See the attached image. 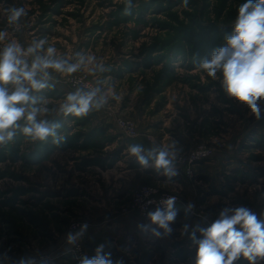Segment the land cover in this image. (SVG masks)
Masks as SVG:
<instances>
[{
  "label": "rangeland",
  "instance_id": "1",
  "mask_svg": "<svg viewBox=\"0 0 264 264\" xmlns=\"http://www.w3.org/2000/svg\"><path fill=\"white\" fill-rule=\"evenodd\" d=\"M246 2L188 0L185 6L184 0H130V4L128 0H0V53L9 44L26 53L34 42L43 40V50L22 55L29 66L35 55H46L49 47L56 49L55 59L75 64L83 56L86 61L73 73L49 68L48 78L38 74L47 86L30 90L36 103L17 105L27 111L47 109L38 113L36 121L59 125L55 135L44 139L25 135L28 122L22 117L13 137L0 143V264H16L20 257L40 253L50 256L45 264H79L66 230L71 221L87 223V217L76 211L82 208L79 199H85V191L74 187L79 176L71 166L97 165L98 182L106 184L103 169L115 167L123 146L127 153L119 165H143L129 151L134 138L121 131L118 117L133 120L139 137L155 145V153H141L149 169L157 168L154 157L160 150L186 152L199 143L215 151L232 150L242 165L211 174L207 182L192 181L196 192L185 210L189 214L176 225L169 222L170 231L161 229L164 238H152L144 230L146 220L136 211L137 231L111 234L87 246L90 260L197 264L198 242L204 239L201 230L225 209L231 216V210L244 207L264 220V98L256 101L257 118L246 103L225 91L222 70L212 77L199 64L193 65L182 41V33L200 25L236 22ZM19 8L25 14L11 20V10ZM53 76L65 84L64 93L54 90ZM5 87L14 90L15 86ZM95 88L100 89L96 99L106 100L101 107L90 108L82 116L63 113L68 94ZM170 165V172L155 176L157 181L138 174L137 186L132 184L133 191L120 210L130 205L134 190L143 184L178 192L183 201L181 190L164 188L166 180L177 177L170 174L177 171L176 163ZM62 234L71 243L70 250L64 254L49 250ZM147 253L152 254L150 259ZM233 264L250 261L241 254ZM256 264H264V258H257Z\"/></svg>",
  "mask_w": 264,
  "mask_h": 264
},
{
  "label": "clouds",
  "instance_id": "2",
  "mask_svg": "<svg viewBox=\"0 0 264 264\" xmlns=\"http://www.w3.org/2000/svg\"><path fill=\"white\" fill-rule=\"evenodd\" d=\"M128 3L130 4V0ZM187 3L188 0H184L185 6ZM11 12L10 19L13 21L25 14L23 8L12 9ZM226 39V46L218 48L211 59H204L199 67L212 77L216 76L218 70H222L225 91L246 103L259 118L260 109L256 101L258 98H264V0H247L240 6L234 32ZM44 44L43 40L34 42L26 53L19 46L9 44L0 53V143L13 137L14 130L20 127L17 121L22 117L28 122L23 132L33 139L55 135V128L59 127L49 126L46 121H36L38 113L47 109L32 107L27 111L24 106L17 105L36 103V99L29 96L30 90L47 86L37 79L38 74L42 73L44 78H48L49 68L57 72L73 73L86 61L83 56L75 64H70L64 59H55L53 54L56 49L53 47L46 50V55H35L30 66L26 59L21 58L22 55L43 50ZM9 83L15 86L14 90L5 87ZM26 83L30 87L26 86ZM99 92L100 89L95 88L87 92L77 90L70 93L61 110L65 115H86L90 108L98 109L106 102L103 96L96 99ZM129 151L141 164L147 165L148 161L141 155L143 149L140 146H132ZM168 155L167 151L160 150L154 159L157 168L163 167L170 172L171 161L167 158ZM173 204V199H168L166 210L158 209L150 214L151 221L166 231H170L168 224L176 216ZM229 211L225 209L220 213L218 220L207 229L201 230L204 239L198 242L197 264H233L241 254L250 264H256L257 258H264V220H258L255 214L244 207L231 210V216L228 215ZM84 264L110 262L97 257L85 260Z\"/></svg>",
  "mask_w": 264,
  "mask_h": 264
},
{
  "label": "crops",
  "instance_id": "3",
  "mask_svg": "<svg viewBox=\"0 0 264 264\" xmlns=\"http://www.w3.org/2000/svg\"><path fill=\"white\" fill-rule=\"evenodd\" d=\"M51 80L55 83L57 89L63 93L65 92V84H63L60 79L54 78L53 76ZM130 141L133 143V146H140L143 149V154L155 153L154 150L156 147L148 138L137 137ZM238 141H240V138ZM116 145H118V141L113 143V146ZM232 147H234V144ZM120 153H123L122 157L127 153L124 146ZM122 157L115 165V169L113 167L107 168V170L103 169V173L107 176V178L103 180L107 182L106 184H100L98 182L97 176H100V174L94 173V168L98 167L97 165L71 166L74 168V175L79 176V181H77L74 187L81 191H85L83 195L85 199L79 197V206H82V208L79 207L76 211L87 217V225L81 232L82 239L85 241L86 246L95 245L111 234L137 231V212H122L120 209L127 203V198L130 197V193L133 191L131 190V186L137 183V175H147L151 177L152 174L147 172L148 165H124V167L119 165L122 163ZM134 158H136V156H134ZM237 165H242V163L236 158L232 150H228L227 148L226 150H216L211 160H206L195 166L196 182L199 183V181L202 180L207 182V180H209V175L221 173L222 170L226 168H228V170L225 171L230 172L229 169ZM175 167L177 171H173L170 174L177 177L166 180L163 185L164 188L169 190H176V188L181 190L183 192V201L180 203L178 209L189 210L188 205H190L189 203L194 199L193 196L196 192L195 184L193 182L191 183V181L183 175L181 169L177 167V165ZM169 169H172V166ZM161 172L168 173L166 170H162ZM199 176H207L208 178L201 179ZM153 181H157L155 176ZM218 182L216 181L215 184L220 188ZM145 220L146 224L144 226L146 227H144V230L149 232L151 236L153 235L152 238L157 240L165 237V233L162 232L160 228L156 227L151 219ZM65 239L66 238H64L62 234L60 238H57L54 242V246L50 247L49 250L58 249L61 251L60 254L69 251L71 243Z\"/></svg>",
  "mask_w": 264,
  "mask_h": 264
},
{
  "label": "built area",
  "instance_id": "4",
  "mask_svg": "<svg viewBox=\"0 0 264 264\" xmlns=\"http://www.w3.org/2000/svg\"><path fill=\"white\" fill-rule=\"evenodd\" d=\"M117 122L121 131L127 137L136 138L140 136L137 125L133 120L125 117H118ZM166 151L169 153L167 158L176 163L183 175L191 182L196 180L195 166L215 155L214 147L206 143H199L186 152H179L174 149H167ZM168 199H173L174 211L178 209L182 202V197L178 192L162 191L154 185L143 184L134 190L131 203L128 207L123 208V212L139 211L145 219H151V213H154L158 209L161 211L166 210V201ZM86 225L84 221L74 220L70 222L66 230V238L69 241L72 240L71 251L74 252L75 258L79 264H84L85 260H90L88 248L80 237V231L83 230ZM155 226L164 229L157 224H155ZM49 261L50 256L48 253H40L20 257L16 261V264H42Z\"/></svg>",
  "mask_w": 264,
  "mask_h": 264
},
{
  "label": "trees",
  "instance_id": "5",
  "mask_svg": "<svg viewBox=\"0 0 264 264\" xmlns=\"http://www.w3.org/2000/svg\"><path fill=\"white\" fill-rule=\"evenodd\" d=\"M234 23L224 24V25H215V24H206L200 25L198 28H192L190 30L182 33V41L188 49V56L192 59L193 65L200 64L204 59H211L212 54L220 47L226 46L227 37L232 35L235 29ZM48 83V81L45 80ZM50 84V83H49ZM54 90L59 94L62 93L59 89L54 87ZM67 147V146H66ZM172 165H169V168ZM165 170V168L160 167L156 169H148L147 172L151 173L150 180H154V176L158 175L159 172ZM201 179H207V176H199ZM176 216L173 220L175 225L177 220L183 219L187 216V211L183 209L175 210ZM177 226H181L180 224ZM158 246V244H157ZM152 254L147 253L146 258L150 259Z\"/></svg>",
  "mask_w": 264,
  "mask_h": 264
}]
</instances>
